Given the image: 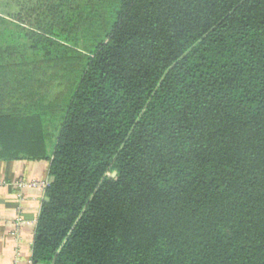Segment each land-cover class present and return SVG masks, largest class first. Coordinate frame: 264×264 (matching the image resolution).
I'll return each mask as SVG.
<instances>
[{
  "label": "trees",
  "instance_id": "16d2710c",
  "mask_svg": "<svg viewBox=\"0 0 264 264\" xmlns=\"http://www.w3.org/2000/svg\"><path fill=\"white\" fill-rule=\"evenodd\" d=\"M4 6L0 160L50 162L33 264H264V0Z\"/></svg>",
  "mask_w": 264,
  "mask_h": 264
},
{
  "label": "crops",
  "instance_id": "0c3cea01",
  "mask_svg": "<svg viewBox=\"0 0 264 264\" xmlns=\"http://www.w3.org/2000/svg\"><path fill=\"white\" fill-rule=\"evenodd\" d=\"M49 168L46 160H0V264H30L37 220L51 182ZM24 181L36 185L19 188ZM19 210L26 223L15 234Z\"/></svg>",
  "mask_w": 264,
  "mask_h": 264
},
{
  "label": "built area",
  "instance_id": "2783aa9c",
  "mask_svg": "<svg viewBox=\"0 0 264 264\" xmlns=\"http://www.w3.org/2000/svg\"><path fill=\"white\" fill-rule=\"evenodd\" d=\"M36 185L35 183L33 182H20L19 183V188L23 189L25 187H30V186H34ZM21 201L23 200L22 195L19 196ZM26 223V220L24 219V217L21 215V210H19L17 216L15 217L14 221H13V224H14V228H15V234H19L20 233V230L21 228L23 227V225ZM14 264H19L18 261H16ZM30 264H33V262L31 261Z\"/></svg>",
  "mask_w": 264,
  "mask_h": 264
},
{
  "label": "rangeland",
  "instance_id": "374dc122",
  "mask_svg": "<svg viewBox=\"0 0 264 264\" xmlns=\"http://www.w3.org/2000/svg\"><path fill=\"white\" fill-rule=\"evenodd\" d=\"M8 1H11V0H0V13H1V14H4V11H5V6H4V4H5L6 2H8ZM9 10H12V11L16 10V9H15V5L12 7V9H9Z\"/></svg>",
  "mask_w": 264,
  "mask_h": 264
},
{
  "label": "water",
  "instance_id": "95a60500",
  "mask_svg": "<svg viewBox=\"0 0 264 264\" xmlns=\"http://www.w3.org/2000/svg\"><path fill=\"white\" fill-rule=\"evenodd\" d=\"M115 175V174H114Z\"/></svg>",
  "mask_w": 264,
  "mask_h": 264
}]
</instances>
